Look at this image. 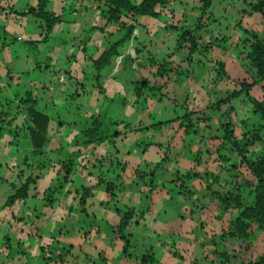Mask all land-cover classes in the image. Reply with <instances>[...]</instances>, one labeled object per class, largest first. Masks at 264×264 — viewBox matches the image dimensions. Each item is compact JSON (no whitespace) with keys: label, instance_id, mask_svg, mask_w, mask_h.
<instances>
[{"label":"crops","instance_id":"crops-1","mask_svg":"<svg viewBox=\"0 0 264 264\" xmlns=\"http://www.w3.org/2000/svg\"><path fill=\"white\" fill-rule=\"evenodd\" d=\"M40 1L0 0V264H140L143 255H152L156 264L159 256L175 260L179 249L155 237V228L163 226H155L152 232L144 229L143 207L149 199L134 173L144 163L151 167L158 164L154 171L157 186L173 172L179 176L193 172L201 177L190 180L188 185L195 194L203 192L206 206L190 210L199 222H191L192 229L175 234L180 244L177 248L188 247L192 255L210 233L222 235L218 225L212 227L200 221L201 215L213 218L220 213L217 202L212 203L206 193L208 177L202 178L205 171L215 173V166L210 161L206 164V153L213 155L207 142L194 134L183 135L163 158L160 143H135L139 134L157 128L151 125L161 121L155 120L161 113L149 111L147 105L155 108L166 102L173 109L178 103H189L192 111H200L210 106L211 96L208 103L203 95L190 97L192 91L185 93L186 85H199L204 95L215 86V91H223L222 79L211 86L206 75L200 76V70L195 74L186 70L178 78L173 61L183 57L175 48L165 55L161 52L163 38L171 37L169 29L195 26L199 18L197 0H176L169 5L172 12L166 9L153 17L139 16L136 22L124 12L118 21H107L103 0H45L47 11L58 17L48 31L43 20L27 13ZM180 21L184 26L180 27ZM131 24L135 26L130 39L117 48L119 55L104 70L98 89L93 61L122 40L126 26ZM198 34L204 40V32ZM148 37L155 40V59L143 56ZM172 38L178 42L179 35ZM159 60H168V74L159 72ZM123 61L130 62L133 77L117 81L124 69ZM136 75L149 85L162 87L160 92L137 98ZM25 100L32 101L34 109L48 117V143L42 154L34 153L29 139L21 105ZM140 102L145 106L139 107ZM99 106L105 110L101 112ZM111 106L127 112L126 122V117L121 116L122 130L115 129L113 134L118 135L111 141L85 143L88 137L84 131L91 118L107 116ZM181 130L177 128L178 136ZM196 154L201 155L198 164L194 163ZM80 157L83 159L79 162ZM68 162L73 166L68 181H64L62 166ZM102 177L110 184L111 193L102 188ZM26 178L33 180L26 197L7 203ZM124 211H131V220L121 232L125 234L122 237L117 226ZM233 214H222L224 228ZM179 218L182 224L189 225L183 221V214ZM92 227L94 234L87 230ZM145 239L152 241L149 247ZM84 244L89 248L86 252ZM221 245L214 243L215 253L221 252Z\"/></svg>","mask_w":264,"mask_h":264},{"label":"trees","instance_id":"trees-1","mask_svg":"<svg viewBox=\"0 0 264 264\" xmlns=\"http://www.w3.org/2000/svg\"><path fill=\"white\" fill-rule=\"evenodd\" d=\"M176 0H141L139 3H134L131 0H103V5L106 7L105 16L107 21H118L121 16V12L126 13L132 20L136 22L139 16L153 17L159 14L161 11L169 10L170 3ZM199 18L195 22V26L192 29L181 28L179 34V40H186L188 42L189 58L194 51L200 47L203 42L201 35L198 31L204 32V23L201 21L203 15H207V18H212V12L210 10L212 0H197ZM249 6L245 9V13H259L264 17V0H251L247 2ZM45 0H41L35 9L30 8L27 10L28 14H33L35 17L43 20L45 29L48 31L52 24L58 20V17L52 15L45 8ZM135 24L126 26V33L122 40L113 44L107 51H105L98 59L93 61V67L95 69V82L97 88H101V75L102 68L109 66L112 63V59L119 55L117 48L124 42L130 39L134 30ZM181 47V43L178 48ZM242 48L246 50L245 59L247 64L252 68V80L250 83L243 82V88L237 90L230 95L227 94L224 98L219 99L216 103H212L210 106L212 112L218 109L219 103L225 104L232 98H237L241 91H245L248 95V90L254 85H259L264 82V29L262 37L257 35H251L250 38L245 39L242 42ZM157 63L158 70L161 74H165L164 64ZM220 76L227 77L223 68H218ZM221 79V77H219ZM135 96L141 97L145 94L148 96L154 95L156 92H160L162 87H155L149 85L144 79H141L134 84ZM249 105H252V113H258L264 118V104L256 102L250 98ZM32 101H23L21 105L25 111L26 124L28 129L29 139L35 154H42L48 143V137L46 136V129L48 126V117L43 113L37 111L33 107ZM251 107V106H249ZM230 110L220 114L217 118V123L209 127V119L202 111H190L185 113L180 118H173L170 120H163L157 122L151 127H161L163 125H169L173 122L179 121V128L184 127L183 134L185 136L194 134L199 136V140L202 138L207 142L209 149L212 150L213 155L206 153V164L210 161L214 172H204L202 178H207L208 182L205 186L206 192L215 200L220 208V213L233 212V216L230 217L227 226L222 230L221 238L228 237V239H235L241 242H247L253 231H264V136L261 134L263 127L255 123H247L242 119L239 123L240 133L235 132L232 120L230 118L231 111H234L232 107ZM228 108V109H229ZM219 110V109H218ZM225 113H229V117H224ZM207 119V120H206ZM208 121V122H206ZM98 118H91L89 127L84 131V136L88 137L85 143L94 141L96 144L108 140L111 141L118 134L117 132L110 136V138L101 135L99 129ZM203 140V141H204ZM200 156L196 154L194 157V163L198 164ZM145 171L137 169L134 171L135 175L148 176L149 177V191L156 187L154 179V171L158 167V164L151 167L149 164H143ZM73 163L62 166L64 171V181H68V175L72 170ZM193 179H200L197 174L193 172H187L185 175L176 176L170 180L178 189L181 195L192 196L195 194V190L189 188V181ZM30 178H26L16 189V193L9 197L7 203H12L14 199H24L27 195V187L29 186ZM106 191L111 193V186L108 182H105ZM87 190V189H86ZM86 194L82 195V200L85 199ZM131 220V211H124L120 215L117 231L121 232L125 229L129 221ZM125 234L121 236L124 237ZM127 242H125L126 246ZM221 256H229L226 252H216ZM62 261V260H59ZM140 264H156L152 255H143ZM239 264H264V252L253 260H242Z\"/></svg>","mask_w":264,"mask_h":264},{"label":"rangeland","instance_id":"rangeland-1","mask_svg":"<svg viewBox=\"0 0 264 264\" xmlns=\"http://www.w3.org/2000/svg\"><path fill=\"white\" fill-rule=\"evenodd\" d=\"M250 1L251 0H212L210 10L212 12L213 17L207 18V15H203L202 22L205 25V27L203 28L204 40L203 42H201V46L198 47L197 50L190 55V58L187 46L188 42L186 40L183 41L179 39L177 40L178 42H175L176 40L172 38V35L176 36L177 34L179 35L181 33V28L178 30L169 29L168 33H170L171 37L163 38V45L161 48V52L163 55L168 54V51H171L172 48H175L177 49L179 56L183 57L179 58L182 61H173V63L176 64L177 67L172 66V68L178 72V78L181 77V74L184 75L186 73V70L193 74H195L197 70H200V76L206 75V82H208L209 85L211 84L212 86L213 83V85H216L215 82L218 81L219 77H221L222 81L225 84V86L222 87V92H219L218 90L215 91L213 89L216 87L215 86L212 87L210 94L207 95H204L205 93H202V90H200L199 85H186L184 91L185 93H188V90L191 89L192 94H190V97H192L193 95H203V97L206 98V103H208L211 96V106L213 102L216 103L219 99L224 98L227 94L230 95L231 93L242 89L243 82H251L253 74L252 68L246 62V50L242 48V42L245 39L250 38L253 34L257 35L258 37H262L264 29V17L259 13H245L244 10L249 7L247 5V2ZM175 19L177 20L179 19V17L176 16ZM179 24L180 27L184 26V23L181 21L179 22ZM154 43L155 40H153L151 37H148L146 39V42L144 43L146 49L143 50V56H145V58H154V53L156 51L154 49ZM180 43L181 47L178 48ZM114 59L115 58H113L112 60L114 61ZM166 62H168V60H166ZM159 63L163 62L159 60ZM123 65L124 69L118 74V77H116L117 81L122 79L131 80V77H133L129 66L130 62L123 61ZM168 65L169 64L167 63L164 64V69H167L165 71L166 74H168L170 71ZM203 66L205 67L203 68ZM220 67L223 68L225 74L227 75V77H229L228 80L227 78L218 75L219 71L217 69ZM105 69L106 67L102 68V70L100 71V81L103 80ZM135 79L136 80H134V82L141 80L137 75L135 76ZM111 81H113V78ZM181 90L182 89L178 90V93L180 95L182 92ZM247 92L248 95H246L245 91L243 90L237 98H232L228 100V102H226L225 104L219 103V110H214V112H212L210 106L206 109L203 108L202 110H200L202 111V113H205L207 117H210V119L208 120L209 127L211 128L212 125L217 123V118L220 114H223L227 110L229 111V107H232L234 111H231L230 118L232 120L234 128L236 127L235 132L237 134L240 133L241 130L239 129L238 122L244 119L247 121V123H255L261 125L263 127L261 134L264 136V118H262L258 113H252L253 107L252 105L248 104L250 102L249 97L255 100L256 102L264 104V82L259 85H254L250 87ZM154 95L157 94L155 93ZM177 105V108L173 109L168 108V104L166 102L160 104V107L158 106L159 108L157 106V108H150L149 105L147 106L149 107V111L154 113L159 111L161 113V115L158 116V119H155L156 121L180 118L185 113H189L190 111H192V108L189 107V103H178ZM138 106L144 107L145 104L143 102H140ZM205 106L207 105H204L203 107ZM101 107L102 106H99V109L102 112L105 109ZM107 110V116L98 118V129L101 135L110 138L111 134L113 135L115 129L118 130L119 128L120 131L122 130V128H120V121L122 120L121 116L126 117L125 122L127 121L128 116L125 109H117L116 107L111 106L110 109ZM226 117H229V113L224 114L223 118L226 119ZM179 121L173 122L168 126L163 125L159 128H153V130H150L147 133L139 134L136 138V145L142 143L143 145L147 146L148 143H150L151 141L160 143V158H163L165 154L168 155V149L170 151L172 149L171 146L178 145L180 143V139L184 135V127H181L182 132H180V137L178 136L177 128L179 126ZM128 142H132L131 139H129ZM131 147L132 145H130L128 149H131ZM260 151L262 152L264 151V149H261ZM168 158L170 160H174L173 155H169ZM140 169L145 171L144 165H141ZM98 176L100 177V175ZM176 176L179 175H176L174 172L171 174V176L170 174H168L167 176H165L164 180L161 181V185L153 187L151 191H149L148 186L149 177L138 176V182L143 185L148 195V199L151 200H148L146 204L144 203L143 207L146 210V214L144 215L145 231L152 232L155 226L162 225L163 227H160L162 228V230H159L160 228H155V237L157 236L160 240H165L167 245H173L175 249H179L178 251L176 250L175 260L168 256L156 257L159 264H239L244 259H256L259 255L264 252V231H253L247 242H241L235 239H228V237L221 238V235L215 237V235L213 234H215L216 231H214L215 233H210V236L207 237V240L205 239V241L201 243V247H199L200 249L197 248L198 250L192 252V255L189 254L188 247L177 248L180 244H178L177 235L175 234L179 233V231H189L190 228L192 229L191 222H199V220H197V218H195L191 214L190 210H192L194 207H205L207 201L203 197V192L200 194H194L192 196L181 195L178 192V189L170 183V180L172 178H175ZM101 182H103V184L101 185L102 188H105V182L107 181L104 179V177L101 178ZM189 188L192 187L189 185ZM178 197L180 198L179 201H177ZM92 201L95 202V199ZM88 202H90V200H88ZM212 203H214V200L212 201ZM180 214L184 215L183 221L189 225L185 226L180 222ZM200 219V221L206 224H210L212 227L218 225L219 228H221L222 230L225 227L226 223L225 216L222 214L220 216V213L214 214L213 218H210L207 215H201ZM92 222L90 223L93 225ZM87 230H89L88 232L90 234L95 233V228L93 227ZM216 234H218V232ZM145 242V245H147V247H149V245H151L152 243V241L149 239H145ZM216 242L222 243L220 247L222 248L221 252H226L230 255L221 256L218 255L219 253H215L214 243ZM87 247V244L83 245V252H86L89 249ZM186 249L188 250V252L184 254L183 251H185ZM190 256L192 257L190 258Z\"/></svg>","mask_w":264,"mask_h":264},{"label":"built area","instance_id":"built-area-1","mask_svg":"<svg viewBox=\"0 0 264 264\" xmlns=\"http://www.w3.org/2000/svg\"><path fill=\"white\" fill-rule=\"evenodd\" d=\"M82 159H83V157H80V158H79V162L82 161Z\"/></svg>","mask_w":264,"mask_h":264}]
</instances>
